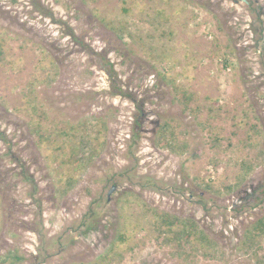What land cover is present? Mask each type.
Instances as JSON below:
<instances>
[{"label": "rangeland", "instance_id": "1", "mask_svg": "<svg viewBox=\"0 0 264 264\" xmlns=\"http://www.w3.org/2000/svg\"><path fill=\"white\" fill-rule=\"evenodd\" d=\"M78 121L67 185L34 127ZM263 191L264 0H0V264H264Z\"/></svg>", "mask_w": 264, "mask_h": 264}, {"label": "trees", "instance_id": "2", "mask_svg": "<svg viewBox=\"0 0 264 264\" xmlns=\"http://www.w3.org/2000/svg\"><path fill=\"white\" fill-rule=\"evenodd\" d=\"M124 10L126 11L127 9L124 8ZM175 88L180 96L188 100L190 99L191 96L188 95L185 88H181V86H176ZM78 122H67L68 124L66 123L61 126L55 123L50 127H43L41 122H38L36 128L34 127V130L39 137V141L49 143L52 146L53 150H56L55 158L61 159V163L63 164L62 169L66 168L67 172V177L65 179L62 178V176H59V179H62L64 182L67 181V185H71L74 180V177L72 175L74 171H72V167L77 165L79 169L82 166L81 161L77 162V159H74V156H76L80 150V145L86 143L83 137H78L75 135V133H78L79 129H81L80 124L83 121ZM67 127L69 128L66 129ZM167 127L168 126L166 125V128ZM172 138L173 132H166V138H164L163 140H159L158 145L161 147L167 146L173 150L178 149V146H182L185 148V144H176V142H172ZM69 146H71L72 149L69 150L70 152L68 154L67 151L68 149H70ZM182 150L183 149H181V151ZM67 185L63 186V190H65ZM150 210L152 211L153 218L152 225L158 231V234L155 235V238L158 239V237H160L162 241L161 243L165 245L174 244L175 247L179 249H181V241L183 240H188L190 242L194 240L198 241V243H200V246L204 247V249L206 247L210 249L216 245L215 240L208 235L204 228L200 227L196 219L192 217H178L158 208H150ZM251 228H249L248 231L244 234V244L247 243L250 245L251 243H253V239L257 235V233L261 235L264 234V215L259 217L254 222ZM129 237L130 236L128 232L120 231L116 236V239L111 244L110 249L114 250L115 248H119L120 245L125 244ZM258 263L260 264L262 263V261L258 260Z\"/></svg>", "mask_w": 264, "mask_h": 264}, {"label": "water", "instance_id": "3", "mask_svg": "<svg viewBox=\"0 0 264 264\" xmlns=\"http://www.w3.org/2000/svg\"><path fill=\"white\" fill-rule=\"evenodd\" d=\"M113 189H114V186H112V187L110 188V190L108 191V194H110V193L113 191Z\"/></svg>", "mask_w": 264, "mask_h": 264}]
</instances>
